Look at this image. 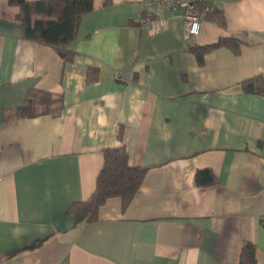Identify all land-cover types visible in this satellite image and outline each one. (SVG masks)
Wrapping results in <instances>:
<instances>
[{"label":"crops","instance_id":"obj_1","mask_svg":"<svg viewBox=\"0 0 264 264\" xmlns=\"http://www.w3.org/2000/svg\"><path fill=\"white\" fill-rule=\"evenodd\" d=\"M200 1L187 37L184 5L94 0L65 59L0 0V264H243L247 242L264 264V0ZM225 38L238 48L192 49ZM32 87L60 112L15 114ZM121 145L139 189L78 219Z\"/></svg>","mask_w":264,"mask_h":264},{"label":"trees","instance_id":"obj_2","mask_svg":"<svg viewBox=\"0 0 264 264\" xmlns=\"http://www.w3.org/2000/svg\"><path fill=\"white\" fill-rule=\"evenodd\" d=\"M12 5L20 6L18 18L22 22L25 35L43 44L53 46L65 59L73 55L71 45L77 35L81 18L94 8V0H8ZM111 0H106L110 3ZM220 15L218 10L214 9ZM223 22V21H222ZM225 45L238 48L233 39H221L210 45L192 47L202 59L208 50ZM93 69L89 70V73ZM88 75V80L96 79ZM246 89L253 90L247 82ZM63 107L62 96L48 90L32 87L25 102L18 107L15 114L22 117H34L42 114H58ZM120 134V133H119ZM146 174V167L132 166L124 145L109 147L104 150V163L97 176L96 188L86 200L72 204L69 212L78 219L93 220L98 217L100 206L110 197L122 198L126 207L139 189ZM206 175V177L204 176ZM204 178V179H203ZM206 178V179H205ZM214 183L210 170L198 171L197 181ZM255 247L245 243L240 255L243 264H255Z\"/></svg>","mask_w":264,"mask_h":264},{"label":"built area","instance_id":"obj_3","mask_svg":"<svg viewBox=\"0 0 264 264\" xmlns=\"http://www.w3.org/2000/svg\"><path fill=\"white\" fill-rule=\"evenodd\" d=\"M144 5H161L172 9L178 5H184L185 32L187 37L200 33L208 8V6L203 4L200 0H144ZM150 22L151 18L149 16H143L141 18V23L143 24H149Z\"/></svg>","mask_w":264,"mask_h":264}]
</instances>
